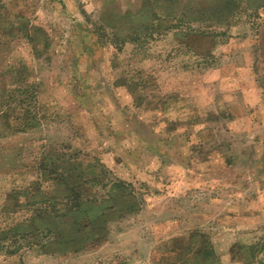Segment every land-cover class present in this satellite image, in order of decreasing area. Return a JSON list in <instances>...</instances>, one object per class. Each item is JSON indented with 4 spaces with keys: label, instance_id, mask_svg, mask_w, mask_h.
Listing matches in <instances>:
<instances>
[{
    "label": "rangeland",
    "instance_id": "1",
    "mask_svg": "<svg viewBox=\"0 0 264 264\" xmlns=\"http://www.w3.org/2000/svg\"><path fill=\"white\" fill-rule=\"evenodd\" d=\"M234 1L0 0L32 39L0 52V264H264V0Z\"/></svg>",
    "mask_w": 264,
    "mask_h": 264
},
{
    "label": "crops",
    "instance_id": "2",
    "mask_svg": "<svg viewBox=\"0 0 264 264\" xmlns=\"http://www.w3.org/2000/svg\"><path fill=\"white\" fill-rule=\"evenodd\" d=\"M158 1L160 2V0H156V3H155L156 8H157V2ZM190 1H191L192 5L189 6V7H191V9L188 11L202 9L204 11L210 12V10H208V9H212L214 7L219 6L223 1H230V0H218V2L216 4H206L205 0H190ZM212 1L214 2L216 0H212ZM181 4H182L181 2L176 3V4L173 3V4H171V7L176 6V8H177V5H178V8L180 10ZM238 4H240V3H238ZM147 8L148 9L152 8L153 10L156 9V8L152 7V4L150 6L149 5L145 6L144 10H147ZM148 13H149V11H148ZM169 18L174 19L175 17H169ZM145 19H146V17L144 16L142 18V23L145 22ZM140 20H138L134 14H131L130 17H128L126 14H124L121 17L111 19L110 22L106 21V23L109 26H116V27H118V26H133L132 24L137 25L138 22H140ZM157 20H159V19H157ZM160 20H162V19H160ZM0 22L2 24V27H0V36H1V38H0V52H6L8 45L12 44V42H14V41H18V40L28 41V38H25V34H27V32L24 29L28 28L27 25L30 26V19L27 18L24 11H23V14L15 15V22H16V24H19V26L15 30V33H14V29L12 28L11 19H10V22H8L7 20L2 19L0 17ZM36 29H38V26ZM31 41H32V39L28 42L31 43ZM4 73H6V72H4ZM113 85L115 86V82H114V84L111 85L113 88L112 90L115 89V87H113Z\"/></svg>",
    "mask_w": 264,
    "mask_h": 264
},
{
    "label": "trees",
    "instance_id": "3",
    "mask_svg": "<svg viewBox=\"0 0 264 264\" xmlns=\"http://www.w3.org/2000/svg\"><path fill=\"white\" fill-rule=\"evenodd\" d=\"M180 2H183V1L182 0H160L159 10H161L164 14H166L167 17H174V15L170 14V13L172 11H178L179 8H178V5L176 8V6L171 7L170 4H173V3L176 4V3H180ZM238 6H239V4L237 2L230 0V1H223L219 6L214 7L212 9H208V10H210V12L204 11L202 9L191 10L188 12V10H190L191 7L185 6V10H184V7L182 8V6L180 5V14L182 16H184V14L187 15L188 13L192 12V14L195 13L198 15V17L196 18L198 20L203 19V16L204 15L207 16V14H208L209 15L208 18H211L210 20L212 23L217 22V23H223V24H231L232 20L230 18H231V16L235 15V12L237 11ZM166 11H168V12L165 13ZM181 11H183V12H181ZM217 17H222L224 19L220 20ZM112 28H114V29H126L128 32L129 31L134 32L136 30V28L134 26L122 27V28H120L119 26L118 27L112 26ZM139 34H142V31H140ZM138 38H139L138 32L135 34L134 33H127L125 38L122 39V43L136 42ZM6 73H7V71H6ZM69 213H71V212H69ZM84 216H85V218L87 217V215H83V217ZM76 222H77V224H80V225L83 224L82 221H76Z\"/></svg>",
    "mask_w": 264,
    "mask_h": 264
}]
</instances>
